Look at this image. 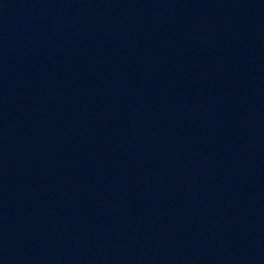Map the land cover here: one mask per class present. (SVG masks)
I'll list each match as a JSON object with an SVG mask.
<instances>
[{
    "label": "water",
    "instance_id": "obj_1",
    "mask_svg": "<svg viewBox=\"0 0 264 264\" xmlns=\"http://www.w3.org/2000/svg\"><path fill=\"white\" fill-rule=\"evenodd\" d=\"M0 264H264V0H0Z\"/></svg>",
    "mask_w": 264,
    "mask_h": 264
}]
</instances>
